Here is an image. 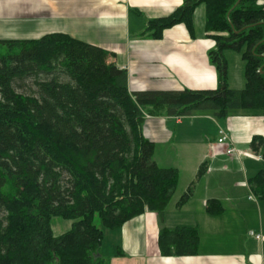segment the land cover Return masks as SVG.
Wrapping results in <instances>:
<instances>
[{
  "label": "trees",
  "instance_id": "16d2710c",
  "mask_svg": "<svg viewBox=\"0 0 264 264\" xmlns=\"http://www.w3.org/2000/svg\"><path fill=\"white\" fill-rule=\"evenodd\" d=\"M200 6L217 45L210 53L216 90L132 93L128 72L100 47L61 33L0 41V264H106V230L146 212L163 218L179 171L154 162L155 144L143 134L146 114L264 117V6L258 0H184L170 16L149 21L145 35L160 40L183 25L194 37ZM226 50L245 62L240 90L228 87ZM262 145L254 138L253 148ZM206 171L203 165L198 178ZM250 185L264 199V170ZM207 213L217 216L223 208L210 200ZM55 219L72 222L71 229L56 236ZM199 240L196 228H165L158 245L164 257H187L197 255Z\"/></svg>",
  "mask_w": 264,
  "mask_h": 264
},
{
  "label": "crops",
  "instance_id": "0c3cea01",
  "mask_svg": "<svg viewBox=\"0 0 264 264\" xmlns=\"http://www.w3.org/2000/svg\"><path fill=\"white\" fill-rule=\"evenodd\" d=\"M183 2L0 0V41L38 40L61 33L100 47L112 54L111 63L128 72L132 93L216 90L218 71L210 53L217 45L206 32L204 6L193 16L194 37L183 25L165 31L160 40L145 35L149 21L170 16ZM258 3L264 6V0ZM240 59L239 82L235 87L228 85L233 90L245 86V62ZM230 76L228 73V81ZM220 129L238 151L259 159L227 156L226 147L217 144ZM143 134L155 144L156 165L179 171L178 186L162 219L146 212L117 230L104 232L112 236L107 248L114 247L107 264H264V241L249 235L252 231L264 237V199L258 198L250 185L264 170L262 114L233 112L227 118L215 117L212 112H194L183 118L166 112L146 114ZM256 137L263 145L253 148ZM158 149L162 165L157 160ZM203 165L207 171L198 178ZM235 176L242 180L234 182ZM191 186V197L179 206ZM210 200L221 204L222 214L207 213ZM165 228H196L200 237L197 255L162 256L158 236Z\"/></svg>",
  "mask_w": 264,
  "mask_h": 264
},
{
  "label": "rangeland",
  "instance_id": "374dc122",
  "mask_svg": "<svg viewBox=\"0 0 264 264\" xmlns=\"http://www.w3.org/2000/svg\"><path fill=\"white\" fill-rule=\"evenodd\" d=\"M240 56L241 55L239 53H237V52H235L233 50H226L224 52V57L226 59V62L228 64V69H229V72L228 73L231 75L230 76L231 79L227 83H228V85L231 84L234 87L239 82L238 78H239V75L241 74V72H240V65L239 64L241 62L240 61L241 60L240 58H242V57H240ZM239 87L240 88H236V89H239L240 90L241 88H243L241 86H239ZM28 90L29 89H27V90L23 89V90H21V92L24 93L25 91H28ZM195 113L196 114H200L201 112H195ZM240 153H241V155L236 156L237 158L246 156L245 154H250V153H242V152H240ZM251 155H253V154H251ZM254 157H256V156H254ZM161 158H162L161 151H160V149H158L157 160L160 163L159 165H162L161 164L162 163ZM256 159H259V158L256 157ZM237 179H238V176H235L234 177V182H236ZM238 180L241 181L242 180V176H240ZM94 223H95V226L96 227L101 228V223H100V220L98 218H95ZM71 227H72V222H66V221H62L60 219H55L53 221V231H54V233H55L56 236H60V235H62L64 233H66L68 230L71 229ZM104 234H107V235H106V237H105V239L103 241V244H101V245H103L102 246V252L104 254V255L103 254H101V255L103 256V259L106 260V264H107L108 259H109V253H111L112 248H114V247L111 246V248L110 247L107 248L108 247V242L111 241L112 236H111V234H108V233H104ZM263 241H264V239H263ZM112 253H113V251H112Z\"/></svg>",
  "mask_w": 264,
  "mask_h": 264
},
{
  "label": "built area",
  "instance_id": "2783aa9c",
  "mask_svg": "<svg viewBox=\"0 0 264 264\" xmlns=\"http://www.w3.org/2000/svg\"><path fill=\"white\" fill-rule=\"evenodd\" d=\"M217 144L219 146H225L226 147V150H225V153L227 156H239L241 155V153L235 148L231 138L229 137V135L226 133V131H224L223 129H220L219 130V138H218V141H217ZM247 157L249 158H253V159H256V157H254L253 155L251 154H245ZM249 235L254 238L255 240L257 241H260L262 242L264 237L262 235V233H255V232H250Z\"/></svg>",
  "mask_w": 264,
  "mask_h": 264
},
{
  "label": "water",
  "instance_id": "95a60500",
  "mask_svg": "<svg viewBox=\"0 0 264 264\" xmlns=\"http://www.w3.org/2000/svg\"><path fill=\"white\" fill-rule=\"evenodd\" d=\"M223 88V87H222Z\"/></svg>",
  "mask_w": 264,
  "mask_h": 264
}]
</instances>
